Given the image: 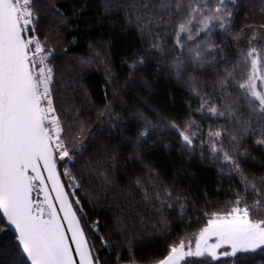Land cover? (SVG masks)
<instances>
[{"label": "snow or ice", "instance_id": "1", "mask_svg": "<svg viewBox=\"0 0 264 264\" xmlns=\"http://www.w3.org/2000/svg\"><path fill=\"white\" fill-rule=\"evenodd\" d=\"M46 7L64 15L43 0H0V264H25V256L30 264H107L89 239L112 247L100 233L106 224L91 220L85 208L95 212L101 198L84 189L85 174L101 183L104 199L119 213L107 237L127 232L125 207L133 203L151 208L156 226H162L159 238L169 236L165 209L183 223L196 206L177 181L164 184L159 170L143 163L148 151L142 149L161 132L174 134L182 149L221 165L220 178L237 183L229 186L230 201L206 202L205 208L216 210H198L204 222L197 232L173 240L162 258L149 257L147 264H255L254 254H264V173L245 171L242 164L256 161L247 147L253 137L264 154V23L245 25L233 35L237 0H128L126 19L147 41L146 51L156 54L152 59L158 57V70L184 84L199 107L170 119L145 104L156 117L151 119L139 110L131 118L117 114L107 103L93 127L79 108H65L58 100L51 61L59 53L47 33L43 39L37 33ZM109 7L106 3L105 10ZM221 34L227 43L215 42ZM233 43L237 51L230 56L225 49ZM79 62L91 61L81 57ZM145 63L138 53L129 67ZM106 70L111 71L107 65ZM197 115L213 122L205 129ZM221 119L226 123H218ZM136 125L133 140L126 133ZM128 147L133 151L121 156ZM120 160L132 168L119 169ZM257 166L264 168V159ZM116 170L124 173V187L116 183ZM78 191L85 193L83 202ZM9 228L13 238L7 236ZM126 243L129 259L117 253L116 264H139L132 241Z\"/></svg>", "mask_w": 264, "mask_h": 264}, {"label": "trees", "instance_id": "2", "mask_svg": "<svg viewBox=\"0 0 264 264\" xmlns=\"http://www.w3.org/2000/svg\"><path fill=\"white\" fill-rule=\"evenodd\" d=\"M43 3L48 6L55 5L64 14L59 16L48 11L46 7L44 9L46 15L42 16L41 22L37 25V33L41 34V39L43 33H47L50 46L59 53L56 59L51 61L56 76L55 89L58 100L65 108H79L81 118L93 127L100 122L97 120V112L107 103H111L117 114L131 118L132 114L139 110L151 119L156 117L145 104L170 119L186 117L199 107L197 99L190 95L184 84L177 83L158 70V57L152 59L156 54L146 51L147 41L141 39L139 32L126 19L123 5L127 4L128 0H43ZM106 3L110 5L107 11ZM237 4L234 20L236 28L233 35L245 25L264 23V0H237ZM61 20H66V23L62 24ZM215 42L228 41L224 40L221 34L215 38ZM168 44L171 47L172 41L169 40ZM62 50H67V54H63ZM225 51L230 56L234 55L237 51L236 45L233 43L232 47ZM138 53L144 55L145 65L130 68L133 57ZM81 57L90 58V64L82 66L79 62ZM106 65L110 72L106 70ZM109 75L112 77L111 85L107 84ZM114 88L118 89V95H113ZM206 90H210V86ZM194 118L205 129L213 122L202 120L198 115ZM218 123L226 122L221 119ZM138 127L139 125L134 126L126 135L134 140L135 129ZM173 135L161 132L152 144L146 145L142 151H148V155L144 157L143 163L156 167L164 184L177 181L176 186L181 193H185L196 207L189 208L188 218L183 223L173 211L165 209L164 215L168 219L171 232L163 239L159 238L162 235V226H156L158 218L153 214V210L145 207L143 203H133L125 207L126 233H116L107 237V233L115 229L114 221L119 213L114 211L116 205L113 202L104 199L101 183L85 174L82 181L84 189L93 197L98 194L101 197L94 205L95 212L87 204L85 208L91 220L99 218L101 224H106V227L100 229V233L105 234L112 245L111 249L101 247L97 237H89L97 244L96 251L100 254L102 262L116 264L117 253L127 261L129 254L126 239L132 241L133 255L139 264H147L149 257L162 258L166 254L167 244L185 234L197 232L202 226L204 217L198 210L204 212L216 210L205 208L206 202L222 205L232 199L229 186L236 184L237 181L221 179V165L213 166L209 159H201L198 151L190 153L182 149ZM255 139L256 137H253L247 141V147L251 155L256 157V161L242 164V167L245 171L261 174L264 173V168L257 165L264 159V154L260 152L259 146L253 143ZM132 151L131 147L121 149V156H127ZM126 167L132 168L130 164L120 160L119 169ZM135 170L141 169L137 165ZM123 175V171L116 170V183L119 187L125 186L126 181L120 179ZM77 195L83 202L85 193L78 191ZM112 195L113 192L108 193L109 197ZM136 199L139 200L138 197ZM141 216L144 217L143 220L140 219ZM7 236L14 237L10 229H7ZM116 244L121 247L116 248ZM254 258L255 264H264V254L257 251ZM124 261H121V264H124ZM25 264H28L26 259Z\"/></svg>", "mask_w": 264, "mask_h": 264}, {"label": "water", "instance_id": "3", "mask_svg": "<svg viewBox=\"0 0 264 264\" xmlns=\"http://www.w3.org/2000/svg\"><path fill=\"white\" fill-rule=\"evenodd\" d=\"M1 215H2V213H1ZM9 229H10L11 232L15 235L14 229H11V228H9ZM25 259H26L27 263L30 264V261L27 260V257H26V256H25Z\"/></svg>", "mask_w": 264, "mask_h": 264}]
</instances>
